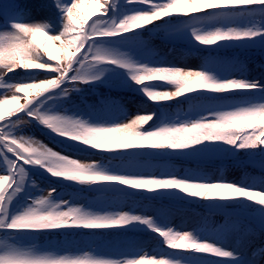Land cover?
<instances>
[{
  "label": "snow or ice",
  "instance_id": "1",
  "mask_svg": "<svg viewBox=\"0 0 264 264\" xmlns=\"http://www.w3.org/2000/svg\"><path fill=\"white\" fill-rule=\"evenodd\" d=\"M42 7L51 15L35 20L17 0H0V264H260L264 244L250 259L236 249L264 235V71L250 76L239 54L219 53L264 56V0H51ZM157 35L185 44L199 66L167 63L150 46ZM17 69L26 82L9 79ZM40 72L46 78L37 79ZM100 86L131 91L158 110L129 116L117 97L81 95ZM171 101H187L189 111H170ZM29 127L56 147L26 134ZM72 150L110 155L80 159ZM175 158L197 166L181 170ZM213 159L258 173L213 177L200 166ZM33 173L56 181L45 190ZM165 200L195 202L206 214L177 227L166 206L152 204ZM241 218L249 225L242 228ZM129 232L155 234L159 247L149 254L139 241L106 240ZM234 233L235 247H225Z\"/></svg>",
  "mask_w": 264,
  "mask_h": 264
},
{
  "label": "trees",
  "instance_id": "2",
  "mask_svg": "<svg viewBox=\"0 0 264 264\" xmlns=\"http://www.w3.org/2000/svg\"><path fill=\"white\" fill-rule=\"evenodd\" d=\"M36 0H17L18 3H20L23 7H26L31 10V17L35 18L37 17V14L40 13V20L47 19L51 13L48 9L43 8L42 5L51 2V0H40L41 2L37 3ZM44 2V3H43ZM145 36H147V32L144 33ZM150 46L156 49L159 52V56L163 58L167 63L169 64H175L180 65L183 67H190V68H197L200 64V58L197 56L195 52L191 53L190 55H185V51L187 50V46L181 42H173L171 40L165 41L163 38H158L155 36L150 41ZM221 56L224 57H231L236 54H239L240 58L242 60H245L247 62V66L250 70L249 75L250 76H258L261 71H264V69H260L257 67L258 64L264 63V56H260L255 51L252 50H246V51H240V50H222L219 53ZM204 55L203 52L200 53V56ZM25 73L23 70L17 69L16 75L13 76L9 74V79L13 82H26L21 81L20 77L24 76ZM37 79L46 78L45 73L40 72L36 74ZM10 94V93H9ZM113 97L119 98L124 106L126 107L129 116L136 114L138 111L140 112H151L154 109V104L150 108L152 102L147 101L146 98L137 95L135 93L130 94L127 90L124 91H114L112 93ZM182 99V98H181ZM156 106V105H155ZM167 107L170 111L174 112L178 107L181 108L183 111L187 112L189 111V103L187 101H184L183 103L178 104L177 101H171L168 102ZM147 127V126H145ZM241 155H244L241 153ZM242 159V157H241ZM159 162V161H155ZM177 168L183 170L185 167H196L197 164L195 161H188L181 158H175L174 161ZM161 163H163L161 161ZM203 167L209 174H211L213 177L217 176H224L228 180H239L242 173L247 171L249 173L257 174L258 173V167H236L234 166V162L229 159H213L211 161L204 162L200 165ZM148 203V202H147ZM161 203L166 206L171 213L170 219L171 223L177 227H180L181 222L183 221L188 228L192 227L193 224L201 219V217L206 214V209L201 207L197 203L192 204H185L182 201L181 202H173V201H163V202H152V204L155 207H160ZM216 217H213L212 219L215 220ZM247 221L246 219H244ZM247 225H249V221H247ZM253 228H255V224L251 225ZM245 226H242V228ZM258 231V229H256ZM240 235L239 233H234L228 238V242L235 241L237 239V236ZM155 234L149 233V232H129L127 236L124 238H119L118 240H134L141 239L142 247L147 250L149 254H151V250L153 248H158V240L155 239ZM248 240L252 241V244L248 245ZM264 244V235L260 236H250L245 238V242L243 244L244 249L246 251V255L248 258H251V251L252 248L256 247L257 245ZM143 254V253H141ZM260 264H264V259L260 260Z\"/></svg>",
  "mask_w": 264,
  "mask_h": 264
},
{
  "label": "rangeland",
  "instance_id": "3",
  "mask_svg": "<svg viewBox=\"0 0 264 264\" xmlns=\"http://www.w3.org/2000/svg\"><path fill=\"white\" fill-rule=\"evenodd\" d=\"M35 2L39 3L41 1L40 0H36ZM34 19L35 20H40L41 19L40 13H38L37 14V17H35ZM174 19H183V18H174ZM157 37L158 38L159 37L162 38V35H157ZM163 40H165V39H163ZM228 50H237V49H228ZM252 51H254V50H252ZM93 91H95L96 93L105 95V96H107V95H111L112 96V93L114 91H116V90L110 91L108 88L103 87V86L97 87L94 90L92 88H90V87H86L85 88V91L81 95L85 96V98L89 102H95L97 100V96L96 95H93ZM128 92L130 94L133 93L131 91H128ZM79 99H80V95H76V94L73 95V100L74 101L79 102ZM151 106H153V104H151L150 106H148V108H150ZM155 107L156 106L154 105V109H155ZM25 133L28 134V135H34L36 138L42 140L45 143H48L50 146L56 147V145L52 144V142L49 140V138L46 135H44V133L41 131V129L39 127H29V128H26L25 129ZM91 151L94 152V153H96V150H91ZM69 154L76 155L77 158H80V159H94V160H100V159H105L106 160L109 157V155H110L109 153L101 152V153H96L95 155H92V156L89 157V156H87L85 154H78V153L75 152V150H72ZM241 157H242V159H244V155H241ZM153 163H161V161H159V162L153 161ZM33 178L36 180V182L39 185V187L40 188H43L45 190H47V188H48V186H49L50 183H53L54 184L55 181H56V178H50V179H48V178L42 177L39 173H33ZM58 190H60V189L58 188ZM76 190H77L76 187L63 189V191H66V192H75ZM37 194H39V193L37 192ZM85 195L91 196L92 194L85 193ZM64 198L65 199H68L69 197L67 195H65ZM78 202L82 203L83 201H78ZM145 203H147V202H145ZM215 217H216L215 218V221L217 223H219V222H221L223 220V217L220 216V215H216ZM241 219H242V226H246L248 224L247 221H245L243 218H241ZM128 234L129 233H125V234H122V235L113 234L112 236H107L106 235V240H118L119 238H124ZM48 238L51 239V237H48ZM155 239L158 240L157 238H155ZM44 241H45V237L43 235H41L40 242L43 243ZM136 241H139L141 244L143 242L141 239H136ZM158 244H160L159 240H158ZM225 247H227V248H233V247H235L234 241H230L228 243H225ZM236 250L238 252H240L242 255H244L246 258H248V256L246 255V251H245L243 245H241Z\"/></svg>",
  "mask_w": 264,
  "mask_h": 264
}]
</instances>
